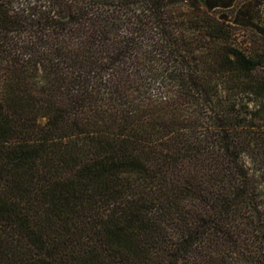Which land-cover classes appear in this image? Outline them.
I'll use <instances>...</instances> for the list:
<instances>
[{
  "label": "trees",
  "instance_id": "1",
  "mask_svg": "<svg viewBox=\"0 0 264 264\" xmlns=\"http://www.w3.org/2000/svg\"><path fill=\"white\" fill-rule=\"evenodd\" d=\"M0 264H264L258 0H0Z\"/></svg>",
  "mask_w": 264,
  "mask_h": 264
},
{
  "label": "crops",
  "instance_id": "2",
  "mask_svg": "<svg viewBox=\"0 0 264 264\" xmlns=\"http://www.w3.org/2000/svg\"><path fill=\"white\" fill-rule=\"evenodd\" d=\"M258 10L261 16V23L264 24V0H258Z\"/></svg>",
  "mask_w": 264,
  "mask_h": 264
}]
</instances>
